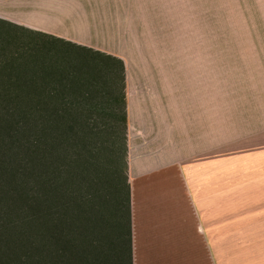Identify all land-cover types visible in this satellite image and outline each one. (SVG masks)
<instances>
[{
  "label": "crops",
  "instance_id": "1",
  "mask_svg": "<svg viewBox=\"0 0 264 264\" xmlns=\"http://www.w3.org/2000/svg\"><path fill=\"white\" fill-rule=\"evenodd\" d=\"M87 1L91 21L82 46L125 65L132 264H219L215 25L206 37L175 32L167 9L151 1L120 0L111 7L104 6L106 0ZM79 13L70 9L65 17L76 25ZM0 19L77 42L28 21L16 23L1 14Z\"/></svg>",
  "mask_w": 264,
  "mask_h": 264
},
{
  "label": "trees",
  "instance_id": "2",
  "mask_svg": "<svg viewBox=\"0 0 264 264\" xmlns=\"http://www.w3.org/2000/svg\"><path fill=\"white\" fill-rule=\"evenodd\" d=\"M0 22L29 33L31 42L45 43L35 49L25 45L12 57L14 71L21 70L15 65L23 64L21 59L26 57L33 80L61 75L62 69L44 65L48 59L41 56L55 40L94 55L96 70L107 68L112 81L119 75L120 92L114 97L111 115L114 128L121 125L125 171L122 186L114 185L117 196L108 200L106 161L98 141L103 131L93 117L101 107L85 101L97 97L95 85H33L36 93L20 89L15 96L1 91L0 264H125L126 260L132 264L123 61L6 20ZM81 78L82 71L75 68L61 80ZM123 191L124 199L120 197Z\"/></svg>",
  "mask_w": 264,
  "mask_h": 264
},
{
  "label": "rangeland",
  "instance_id": "3",
  "mask_svg": "<svg viewBox=\"0 0 264 264\" xmlns=\"http://www.w3.org/2000/svg\"><path fill=\"white\" fill-rule=\"evenodd\" d=\"M115 1L120 0H106L104 6L111 7ZM130 1H151L156 7L166 8L175 32L184 29L206 37L215 25L220 47L219 264H264V0ZM90 7L87 0H0V14L11 21L34 23L75 38L78 45L86 43L85 24L91 21L86 10ZM75 8L80 16L73 19L77 24L72 25V20L65 16ZM27 34L0 24V92L15 96L20 89L22 93H36L33 85H95L97 97L85 101L101 107L93 117L103 131L98 141L103 145L107 169L104 193L108 200L113 199L117 196L114 185L122 186L125 174L121 125L114 128L111 115L114 97L120 92L119 75L112 81L105 66L101 72L97 71L98 58L94 55L55 40L48 43L49 51L41 56L48 59H44V65L62 69L61 75L48 81L33 80L28 72L29 63L24 61L26 57L21 59L23 64L20 61L15 65L20 71L11 69L12 57L22 47L45 46L42 42H31L32 37ZM77 56L81 58L75 60ZM99 65L103 67L101 62ZM75 68L82 71L84 78L61 80ZM124 194L120 192L123 199Z\"/></svg>",
  "mask_w": 264,
  "mask_h": 264
}]
</instances>
